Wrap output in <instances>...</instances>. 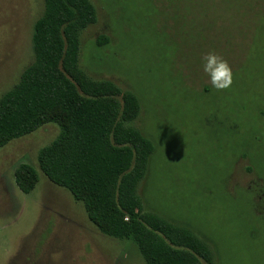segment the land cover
I'll return each mask as SVG.
<instances>
[{"label":"rangeland","instance_id":"obj_1","mask_svg":"<svg viewBox=\"0 0 264 264\" xmlns=\"http://www.w3.org/2000/svg\"><path fill=\"white\" fill-rule=\"evenodd\" d=\"M89 2L79 67L139 101L126 126L154 145L137 186L144 209L188 224L210 264H264V0ZM42 12L43 0H0V98L32 61ZM210 51L231 69L227 88L202 71ZM59 133L48 123L0 148V264H146L40 172L37 153ZM21 164L38 175L28 194L14 183Z\"/></svg>","mask_w":264,"mask_h":264},{"label":"trees","instance_id":"obj_2","mask_svg":"<svg viewBox=\"0 0 264 264\" xmlns=\"http://www.w3.org/2000/svg\"><path fill=\"white\" fill-rule=\"evenodd\" d=\"M94 20L89 0H43L32 25V61L0 98V148L57 125V138L37 153L38 168L83 205L100 234L131 242L146 264H210L206 243L188 224L143 207L137 186L148 175L154 145L126 126L137 118L139 101L79 67L80 33ZM13 177L23 194L38 183L28 164Z\"/></svg>","mask_w":264,"mask_h":264},{"label":"clouds","instance_id":"obj_3","mask_svg":"<svg viewBox=\"0 0 264 264\" xmlns=\"http://www.w3.org/2000/svg\"><path fill=\"white\" fill-rule=\"evenodd\" d=\"M201 59L202 71L208 76L213 88L224 89L230 86L232 73L227 61L212 51L205 53Z\"/></svg>","mask_w":264,"mask_h":264}]
</instances>
